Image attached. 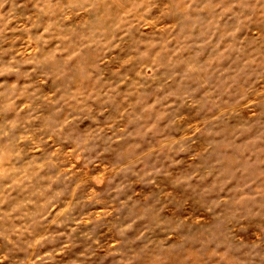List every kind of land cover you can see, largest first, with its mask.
Returning <instances> with one entry per match:
<instances>
[{"label":"clouds","instance_id":"1","mask_svg":"<svg viewBox=\"0 0 264 264\" xmlns=\"http://www.w3.org/2000/svg\"><path fill=\"white\" fill-rule=\"evenodd\" d=\"M257 14L262 0H166L155 13L147 0H41L22 25L24 43L4 48L13 54L0 62V76H16L0 80V264H49L47 241L99 244L100 228L130 234L107 241L118 264L141 255L149 264H264V230L237 239L264 208L246 207L264 200V126L254 109L264 54H238ZM242 113L244 122L234 119ZM106 149L119 155L101 165ZM184 160L181 183L199 184L211 205L163 216L162 199L142 190ZM237 176L242 194L225 213L217 189ZM194 226L202 244L188 251L177 236Z\"/></svg>","mask_w":264,"mask_h":264},{"label":"rangeland","instance_id":"2","mask_svg":"<svg viewBox=\"0 0 264 264\" xmlns=\"http://www.w3.org/2000/svg\"><path fill=\"white\" fill-rule=\"evenodd\" d=\"M148 4L153 6V11L158 12L161 10L166 0H147ZM207 0H197V3H204ZM212 3L227 4L231 0H211ZM264 2V0H262ZM41 3V0H7V3L3 8H0V62H4L8 59V56L13 53H3L4 48H16L24 43V39L29 33L23 30L22 25L31 23L30 17H35L37 13V7ZM12 10V16L15 17L7 24L5 29L3 14ZM233 21H229V24ZM38 29H32L31 34H35ZM245 38L242 43L239 44L238 54L240 56H247L252 54H264V16L255 15L253 19L246 23L243 31L241 32ZM19 37V39H17ZM15 42V43H13ZM16 79V76L6 75L0 76V80L12 82ZM257 103L254 105V109L257 112V125L264 126V95L256 97ZM239 122L246 120V114L242 113L239 117L234 118ZM235 124L231 125L234 127ZM119 153L113 149H106L105 154L99 157V163L101 165L105 163H112ZM189 165L187 160L181 161L179 166L174 163H170L168 166L162 169L156 178L154 185L146 186L142 191L146 198H153L157 200L162 199L163 207L161 213L163 216L175 218L182 215L185 211H190L193 216L204 208L211 205L209 200V193L202 191L199 184H183L182 179L188 175ZM244 182V177H235V182L225 189H217V195L220 191H223L225 199L228 201V206L224 209L225 213L231 210V202L235 200L238 195H241V187ZM171 189V192H169ZM258 204H264V200L261 201H248L246 207L255 211ZM63 211V210H62ZM59 215V213H57ZM264 230V208H261L256 215L249 214L244 224L238 226L237 239L240 237L245 241L254 239L257 232ZM41 231L58 232L59 229L55 228H42ZM65 231H67L65 229ZM103 231L102 228L97 229V235H99L100 243L93 244L90 240L79 236H73L71 238L67 236H55L45 243L44 250L52 252V259L49 264H118V258L114 255H109L107 249V241L111 238H119L122 241L129 239L130 234L126 236H118L113 230L105 235H100ZM180 236H186L182 241L184 248L188 251H195L201 247L202 237L195 230V226L191 232L187 230L178 233L177 238ZM156 239L160 238V233L157 231L154 233ZM67 245L66 247L64 245ZM7 247L3 240H0V251ZM62 248L59 255L56 254V250ZM210 248H206L205 252ZM207 259V257L205 256ZM215 259L209 260V264H215ZM135 264H149V257L141 255L135 261Z\"/></svg>","mask_w":264,"mask_h":264}]
</instances>
